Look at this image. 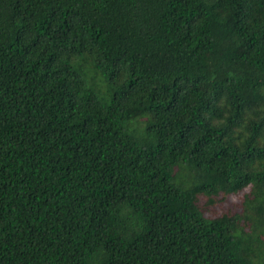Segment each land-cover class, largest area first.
Listing matches in <instances>:
<instances>
[{"label":"trees","instance_id":"16d2710c","mask_svg":"<svg viewBox=\"0 0 264 264\" xmlns=\"http://www.w3.org/2000/svg\"><path fill=\"white\" fill-rule=\"evenodd\" d=\"M0 264H264V0H0Z\"/></svg>","mask_w":264,"mask_h":264}]
</instances>
